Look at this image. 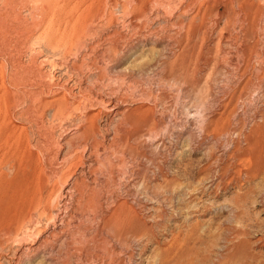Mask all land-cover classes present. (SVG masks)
I'll list each match as a JSON object with an SVG mask.
<instances>
[{"label":"rangeland","instance_id":"rangeland-1","mask_svg":"<svg viewBox=\"0 0 264 264\" xmlns=\"http://www.w3.org/2000/svg\"><path fill=\"white\" fill-rule=\"evenodd\" d=\"M0 264H264V0H0Z\"/></svg>","mask_w":264,"mask_h":264},{"label":"bare ground","instance_id":"bare-ground-1","mask_svg":"<svg viewBox=\"0 0 264 264\" xmlns=\"http://www.w3.org/2000/svg\"><path fill=\"white\" fill-rule=\"evenodd\" d=\"M3 25V24H2ZM59 176V175H58ZM23 240H25V239H23ZM26 242H28V241H26Z\"/></svg>","mask_w":264,"mask_h":264}]
</instances>
